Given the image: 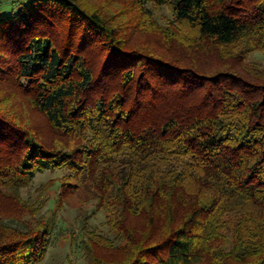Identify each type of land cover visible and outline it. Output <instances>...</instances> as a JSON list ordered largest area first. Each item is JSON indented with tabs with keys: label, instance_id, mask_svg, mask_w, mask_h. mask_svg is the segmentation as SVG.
Returning <instances> with one entry per match:
<instances>
[{
	"label": "trees",
	"instance_id": "trees-1",
	"mask_svg": "<svg viewBox=\"0 0 264 264\" xmlns=\"http://www.w3.org/2000/svg\"><path fill=\"white\" fill-rule=\"evenodd\" d=\"M3 3L0 79L77 144L50 145L0 109V264L46 257L58 220L38 217L18 191L62 166L127 242L102 260L74 235L94 264H264V69L244 65V50L213 73L137 53L74 0ZM142 3L169 5L179 25L224 50L243 37L264 48V0ZM59 15L62 48L50 31ZM97 40L106 54L95 71L84 52Z\"/></svg>",
	"mask_w": 264,
	"mask_h": 264
},
{
	"label": "rangeland",
	"instance_id": "rangeland-1",
	"mask_svg": "<svg viewBox=\"0 0 264 264\" xmlns=\"http://www.w3.org/2000/svg\"><path fill=\"white\" fill-rule=\"evenodd\" d=\"M27 1L4 0L3 5L10 11L13 6ZM74 2L88 13L97 11L104 18L108 17V23L115 28L118 38L126 39L128 49L137 53L161 57L181 66H192L200 72L213 73L240 63L244 50V65H256L264 69V48L256 47L246 37L225 50L206 40L198 39L190 29L179 25L167 4L162 6L144 4L142 0H74ZM54 20V27L50 31L57 46L62 48L64 42H69L68 20L62 15ZM101 43V40H97L90 50L84 52L95 67V71L102 67L106 54ZM67 45V48L75 49L71 44ZM11 81L13 80L0 79V109H6L12 120L36 131V134L50 145L77 144L70 136L51 129L43 113L32 106L27 96L12 89ZM23 81L27 82L25 79ZM76 184L78 183L73 179L70 168L62 166L37 173L18 191L20 197L31 204L37 203L33 206V212H36L38 217L44 215L47 218L54 215L58 220L59 227L52 236V245L40 264H94L87 259L80 246L72 243L74 235V238L85 236L84 244L91 247L93 256L96 254L102 260L111 259L116 254L120 256L118 247L127 244L110 225L107 211L97 209L96 192L91 190L88 183L79 186ZM22 219L29 224L33 222L30 214H25ZM135 230L138 229L135 227ZM140 233L141 231L136 232V236H141Z\"/></svg>",
	"mask_w": 264,
	"mask_h": 264
}]
</instances>
